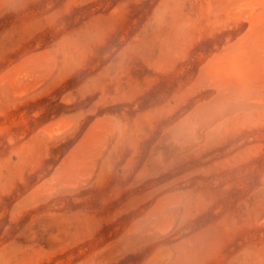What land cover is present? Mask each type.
<instances>
[{
    "label": "rangeland",
    "instance_id": "rangeland-1",
    "mask_svg": "<svg viewBox=\"0 0 264 264\" xmlns=\"http://www.w3.org/2000/svg\"><path fill=\"white\" fill-rule=\"evenodd\" d=\"M255 1L0 0V80L46 52L0 81V264H264V89L224 95L203 72L241 41L264 78ZM97 118L75 154L89 180L61 192L55 169Z\"/></svg>",
    "mask_w": 264,
    "mask_h": 264
},
{
    "label": "bare ground",
    "instance_id": "bare-ground-1",
    "mask_svg": "<svg viewBox=\"0 0 264 264\" xmlns=\"http://www.w3.org/2000/svg\"><path fill=\"white\" fill-rule=\"evenodd\" d=\"M8 1V0H7ZM14 2V1H13ZM7 3V2H6ZM3 4V3H2ZM12 4V3H11ZM12 6V5H10ZM8 7V6H7ZM9 8V7H8ZM7 9V8H6ZM249 14V24L251 30L253 32L256 31L261 38L264 40V18L259 19L257 15H264V0H256L253 2L252 8ZM264 17V16H263ZM248 39V38H247ZM245 39V41L247 40ZM259 41V39L257 40ZM244 42V41H243ZM241 44V41L234 43L228 47H226L224 50L222 49L221 52H218L216 54H213L211 58L205 62L204 65V73L207 75L208 83L216 88L221 93H224V95H232L234 97H243L245 94L252 95L254 93L260 92V90L264 89V78H260L254 71L252 65L248 63L247 59H245L244 56H242L239 53V46ZM243 47V46H241ZM245 48V47H244ZM251 50V49H250ZM51 51V50H49ZM52 52V51H51ZM245 52V51H244ZM243 52V54H244ZM49 52H47L48 54ZM53 53V52H52ZM254 53V52H253ZM250 54V53H249ZM255 54V53H254ZM46 55V52L40 51L39 53L36 52L35 54H31L29 56H25L22 58L19 62H17L16 65H14L12 68H10L1 78V80H8L11 81L12 78L18 73L19 70L23 69L24 73L30 74L32 73L38 65L40 66V61L42 58H44ZM52 55V54H51ZM255 56V55H254ZM258 56V55H257ZM48 58V57H47ZM263 58V57H259ZM45 60V59H44ZM255 60V59H254ZM253 62V60H252ZM40 63V64H39ZM45 63V62H43ZM261 64V63H260ZM45 65V64H44ZM43 66V65H42ZM202 70V69H201ZM255 70V69H254ZM43 71V70H42ZM36 72V71H35ZM45 72V71H44ZM50 73V71H48ZM203 73V75H205ZM36 74V73H35ZM41 74V73H40ZM205 75V76H206ZM48 79V78H47ZM46 79V80H47ZM0 80V81H1ZM33 80V78H32ZM27 82V81H26ZM29 82V81H28ZM7 86V85H6ZM8 88V86H7ZM6 88V89H7ZM11 89V88H10ZM19 89V88H18ZM20 90V89H19ZM38 90V88L36 89ZM14 91H16L14 89ZM8 92V90H7ZM6 92V93H7ZM24 91H16L15 94L17 96L22 95ZM2 93V92H1ZM32 94V93H31ZM6 95V94H5ZM68 95V93H67ZM222 95V94H221ZM260 95V94H259ZM13 96V92H12ZM75 96V95H74ZM27 97V96H26ZM65 97V96H64ZM69 96H67L68 98ZM14 98V97H11ZM25 98V96H24ZM227 98V97H226ZM66 99V98H65ZM14 100V99H13ZM64 100V99H63ZM68 99H66L67 101ZM72 100V99H71ZM17 101V100H16ZM218 101V100H217ZM243 102H246L243 100ZM227 103V102H226ZM247 103V102H246ZM234 105V104H233ZM256 106V105H253ZM237 107V106H236ZM207 108V107H206ZM239 108V107H238ZM257 108V107H256ZM205 109V108H204ZM240 109V108H239ZM242 109V108H241ZM250 109V108H249ZM262 109V108H261ZM206 110V109H205ZM243 110V109H242ZM245 110V109H244ZM213 112V111H212ZM207 113V112H206ZM199 114V113H198ZM209 114V113H208ZM72 116V115H71ZM217 116V115H216ZM105 117V116H104ZM103 117V118H104ZM76 119V117H75ZM98 119V118H97ZM57 120V119H56ZM104 120H106L104 118ZM76 121V120H75ZM74 121V122H75ZM112 121V120H111ZM102 120L98 119L94 123H92L85 133L83 134L81 140L78 142L77 146L72 148L61 160L60 164L58 165L57 169H55V173L53 174L52 178L59 177L61 174H63L65 171L70 172V176L72 177L70 180L66 182H62V188L60 189L61 192H73V190H76L84 185L89 180V176L85 178H79L76 177L79 173V170L84 164V155H79L75 157L76 151L78 149L83 147V150L86 148L88 152L93 148V146L96 144L97 137L96 129L100 127ZM182 122V121H181ZM73 124V119L70 116L59 118L56 122H53L51 124H48L45 126L42 131L40 130V133L42 132L48 139L52 138L53 136H61L67 129L71 128ZM75 124V123H74ZM114 124V123H113ZM177 124V123H176ZM42 135V134H41ZM49 139V140H50ZM52 141V140H51ZM104 143L100 145V148H103ZM107 149V148H106ZM85 150V151H86ZM83 151V152H85ZM82 152V153H83ZM105 155V154H104ZM86 156V155H85ZM93 159V158H92ZM149 163V162H147ZM147 165V164H146ZM148 166V165H147ZM82 169V168H81ZM148 169V168H147ZM72 173V174H71ZM81 174V173H80ZM69 176V177H70ZM58 183V182H57ZM42 185H38L35 190H33L34 193L38 194L37 192L40 191ZM56 189V188H55ZM59 190V191H60ZM61 192H57L60 194ZM31 193V192H29ZM33 194V193H31ZM56 194V193H54ZM170 194V193H169ZM53 196L52 193L45 195L46 197ZM57 195V194H56ZM163 197V196H162ZM161 197V198H162ZM32 199V198H31ZM35 200V199H34ZM185 202V201H184ZM153 203V202H152ZM162 200H158L155 202V205L151 209V213H155L160 209ZM16 206V205H15ZM17 207V206H16ZM19 208V207H18ZM150 209V208H149ZM149 214V217L151 215ZM157 214V212H156ZM154 216V215H153ZM181 217V216H180ZM133 224V223H132ZM136 225V224H135ZM261 225V224H260ZM134 226V225H133ZM178 227V226H177ZM132 228H130L131 230ZM135 229V226H134ZM171 229V223L168 222L164 226L160 227L157 231V235L163 236L169 232ZM174 231V230H173ZM155 240V239H154ZM113 242V241H112ZM116 242V241H115ZM143 244V243H142ZM121 252V251H120ZM109 257V256H108Z\"/></svg>",
    "mask_w": 264,
    "mask_h": 264
}]
</instances>
